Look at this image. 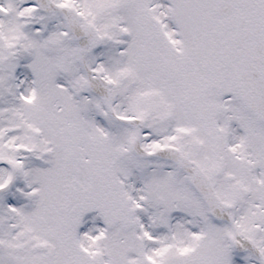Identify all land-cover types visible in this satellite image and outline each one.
Segmentation results:
<instances>
[{"label":"snow or ice","instance_id":"1","mask_svg":"<svg viewBox=\"0 0 264 264\" xmlns=\"http://www.w3.org/2000/svg\"><path fill=\"white\" fill-rule=\"evenodd\" d=\"M0 264H264V0H0Z\"/></svg>","mask_w":264,"mask_h":264}]
</instances>
